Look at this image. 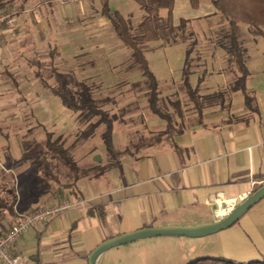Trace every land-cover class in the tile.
<instances>
[{"label":"rangeland","instance_id":"1","mask_svg":"<svg viewBox=\"0 0 264 264\" xmlns=\"http://www.w3.org/2000/svg\"><path fill=\"white\" fill-rule=\"evenodd\" d=\"M5 1L7 5L1 12L18 15L22 6L32 4L34 12L41 10L40 13L47 19L52 16L51 10L55 11L54 16H59L58 22L55 26L50 22V25L62 39L57 44L68 45V40L73 50L72 53H64L63 58L53 57V52L46 55L45 59L33 55L29 61L31 65H23V58L28 57L24 52L14 53L10 59L2 60L11 76L0 78V194L13 200L8 191L14 189L19 196L18 210L26 205L23 196L30 191L34 195L33 199H38L37 204L45 202L39 195L40 189H37V177L46 180L45 175H52L58 179V182L46 180L51 186V193L73 181L70 171L60 162L49 160L42 171H37L31 161H22L25 155L47 152L46 144L50 135L53 141L60 140L64 147L72 146L73 155L78 158L77 163L90 170V173L100 176L109 171L111 160L107 157L102 139L104 126L96 130L92 140L78 142V136L88 127L80 122L78 114L65 108L61 100L45 87L44 82L55 85L54 70L73 74L78 81L92 85L94 97L111 114L118 115L114 143L117 150L127 144L124 151L120 150L122 155L119 162L142 147L166 137V132L170 131L171 135L180 127L181 117L174 109L173 102L181 104L183 116L197 114L183 82L187 51L194 42L196 44L188 63L191 72L189 83L195 88L200 78L204 79L203 88L206 89H201V95L204 96L206 107L202 113L218 109V103H212L208 96L219 91L228 92L235 80V74L228 68L226 51L222 47V41L227 35V22L216 14L194 20L200 17L205 0H200L199 10H193L186 0L178 3L174 38L168 37L167 40L150 43L145 54L149 67L160 84V107L172 116L171 130H167L165 121L159 123L160 119L149 110L148 97L144 94L147 91L144 78L139 67L133 66L131 51L123 47L112 24L102 14L105 0ZM107 1L112 12L122 14L135 28L145 17L135 0ZM206 2L208 4L209 0ZM184 4L186 8H181ZM210 8L215 12L212 5ZM161 13L166 16V11ZM181 19L190 21L181 28L178 27ZM249 31L247 25L240 24L239 39L247 51L248 68L251 72L248 87L264 97V38L255 37ZM225 100L227 107V95ZM10 217L7 215V218ZM214 236L216 235L206 238ZM173 240L176 241H138L136 249L123 253L119 264H188L198 257H206L198 255H204L202 253L206 249L216 245L207 244L206 239Z\"/></svg>","mask_w":264,"mask_h":264},{"label":"crops","instance_id":"2","mask_svg":"<svg viewBox=\"0 0 264 264\" xmlns=\"http://www.w3.org/2000/svg\"><path fill=\"white\" fill-rule=\"evenodd\" d=\"M183 1L176 3L174 18L178 3ZM210 5L205 0L200 17L194 20L215 14ZM31 6H22L16 14L15 38L4 35L0 29V78L11 76L2 60L10 59L14 53L28 55L23 58V65H29L33 55L45 59L53 52L63 58L67 51L73 52L68 40V45L57 44L62 39L50 25L58 22L55 11L51 10V18L45 19L41 10L36 13ZM180 7L186 8L185 4ZM192 9L199 10L200 6ZM203 83L204 79L201 89H206ZM247 88L256 98V112L246 108L241 92L229 90L226 108L184 115L182 124L171 135L122 158L106 175H92L78 181L74 191L63 200H73L77 193L88 204L29 230L12 252L27 256V264H88L92 251L108 239L145 228L194 227L221 219V214H217L218 200L224 202L249 194L255 181L262 182L258 188L264 185V97L249 88L248 82ZM125 146L120 150L124 151ZM74 157L77 162L75 154ZM63 191L69 194L68 190ZM39 195L45 202L37 204L38 199H33L31 194L30 204L16 211V215L17 212L30 214L53 204L50 192ZM15 222L16 217L7 218L0 224V232L8 231ZM214 235V238H198L206 239L207 244H216L198 256L238 263L264 261V199L233 227ZM137 247L138 241L113 248L102 254L97 264H119L123 253Z\"/></svg>","mask_w":264,"mask_h":264},{"label":"trees","instance_id":"3","mask_svg":"<svg viewBox=\"0 0 264 264\" xmlns=\"http://www.w3.org/2000/svg\"><path fill=\"white\" fill-rule=\"evenodd\" d=\"M135 1L145 13L143 21L136 28L133 27L130 21L122 14L119 12H112L107 0L104 2L102 14L112 24L116 34L123 43V47L128 48L131 51L133 66L139 67L142 73L144 78L143 83L147 90L144 94L148 97L150 112L155 117L165 121L168 126L167 130H169L172 126V116L163 111L160 107V84L157 77L151 71L145 54L149 49L150 43L164 41L167 40L168 37L171 39L174 38L175 30L177 29L174 10L176 3L182 0ZM187 1L194 9H197L200 6V0ZM209 2L214 7L215 14L220 15L228 24L227 35L225 40L222 41V47L227 54L228 68L235 74V80L230 86V91L232 93L241 92L245 98L246 108L250 112H256V98L247 88V82L250 78L251 72L248 68L247 51L239 39V30L240 24H244L249 27V32L253 36L264 38V0H209ZM6 5L5 0H0V11L5 8ZM162 11H166V16L162 15ZM187 23L188 21L181 20L178 27H185ZM195 44L196 42H194L192 47L187 51V66L183 71L185 76L183 82L185 86L184 88L186 89L187 95L193 103L195 110L199 114H202L203 109L206 107V101L203 100L204 96L201 95L203 78H200V82L195 88L189 83L191 72L188 69V63ZM55 56L56 54L54 53L53 57ZM53 74L55 85L51 86L44 82L45 87L61 100L64 107L78 114L80 122L88 127L80 133L77 139L78 142H80V140L85 141L92 139L96 130L100 126H104L105 130L102 134V139L106 148L107 157L111 160L109 170L118 166L122 153L115 148L113 138L118 115L111 114L110 111L106 110L103 104L94 97V89L92 85L78 81L73 74H64L57 70H54ZM213 94V96H211V94L210 96L207 95L208 100L212 103H218L216 105H219L221 108H225V95H227V92L219 91ZM219 98L222 100L219 101ZM172 105L174 109H176L178 116L182 118L181 104L179 102H173ZM166 135H170V131L166 132ZM59 141L60 140L53 141L50 135L46 144L47 152L25 155L22 160L31 161V165L35 166L37 171H42L43 167L49 160L51 162H60L61 165L70 171L73 181L67 185L60 186V184L58 191L53 193H51V186H49V183L46 180L50 179L58 182V179L52 175H45L46 180L37 177V189H40V193L50 192V197L55 203L69 197L70 193L74 191L78 181L94 175L93 173H90V170L88 171L77 164L72 152V146L66 148ZM95 176L99 175L97 174ZM63 190H68L69 194L66 195ZM30 192L28 195L23 196L26 205L30 204ZM8 193L12 196L13 200L0 194V224L7 219V215H10L13 218L16 217V211H18L19 196L16 195L14 189H11ZM73 196L75 198H81L77 193ZM188 264H264V261L238 263L225 258L201 257Z\"/></svg>","mask_w":264,"mask_h":264},{"label":"built area","instance_id":"4","mask_svg":"<svg viewBox=\"0 0 264 264\" xmlns=\"http://www.w3.org/2000/svg\"><path fill=\"white\" fill-rule=\"evenodd\" d=\"M0 29L4 35H8L10 38H15L18 31V22L16 13L13 12H1L0 11ZM2 44V38L0 37V45ZM262 182L255 181L254 189L244 196L238 198L221 201L218 200L217 214L223 210L221 219L230 214L239 204H241L246 198H248ZM88 204V201L82 198H75L73 200H62L57 203L49 204L41 207L30 214H21L17 212L15 224L6 232H0V264H27L29 258L24 255L16 254L12 252V248L20 240L22 235L31 229L36 228L40 224H44L52 218L61 216L67 211L75 208L83 207Z\"/></svg>","mask_w":264,"mask_h":264},{"label":"water","instance_id":"5","mask_svg":"<svg viewBox=\"0 0 264 264\" xmlns=\"http://www.w3.org/2000/svg\"><path fill=\"white\" fill-rule=\"evenodd\" d=\"M264 199V185L255 190L230 214L214 223L194 227H153L111 238L100 244L89 256L88 264H97L105 252L135 241L157 237L204 238L233 227L246 213Z\"/></svg>","mask_w":264,"mask_h":264},{"label":"bare ground","instance_id":"6","mask_svg":"<svg viewBox=\"0 0 264 264\" xmlns=\"http://www.w3.org/2000/svg\"><path fill=\"white\" fill-rule=\"evenodd\" d=\"M221 214H223V210L221 211Z\"/></svg>","mask_w":264,"mask_h":264}]
</instances>
